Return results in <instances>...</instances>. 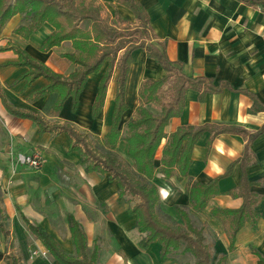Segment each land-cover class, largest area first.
I'll list each match as a JSON object with an SVG mask.
<instances>
[{
  "label": "crops",
  "instance_id": "0c3cea01",
  "mask_svg": "<svg viewBox=\"0 0 264 264\" xmlns=\"http://www.w3.org/2000/svg\"><path fill=\"white\" fill-rule=\"evenodd\" d=\"M98 1L112 18L118 14L125 21L137 23L132 10L116 0ZM137 1L144 7L149 26L156 36L152 42H165L169 59L181 63L187 75L210 77L215 84L225 81L234 89L255 94L264 104V12L260 7L239 0ZM26 23L24 15H15L2 31L0 47L16 45L64 77L79 69L66 58V54L74 52L69 42L48 52L40 50L54 30L50 24L45 23L25 40L15 30ZM131 56L124 122L133 116L139 104L138 92L143 80H159L166 74L144 49H136ZM17 60L18 54L14 50L0 51L1 205L14 234L0 251L17 257L21 264H60L48 253L42 241L27 229L22 214L33 225L43 227L52 235L65 253L76 256L68 223V216L72 215L85 232L89 250L98 245L101 264H174L173 261L161 263L158 242L147 249L140 246L142 235L136 217L128 213L131 203L119 199L117 181L110 180L108 174L86 170L82 154L70 150L72 139L66 132H40L35 121L11 114L4 103L5 100L13 108L41 116L49 124L69 125L82 133H91L93 129L103 138L111 129L118 72L115 71L109 81L104 106L94 118L93 105L108 63L89 76L77 103L70 96L59 110H54L49 94L41 97L36 94L49 83L44 77L28 87L26 81L14 84L27 71L26 67L10 64ZM252 105L250 96L238 90L224 88L219 93H207L200 101L199 92L188 89L182 115L172 118L165 131L170 134L182 125L214 123L242 127L254 133L264 126V111L253 112ZM151 109L158 111L155 106ZM211 137V133L205 132L198 140L189 171L193 180L204 184L223 175L232 163L237 162L248 142L244 136L221 133L212 139L208 148ZM10 147L25 154L39 150L46 162L40 170L18 165L14 172L8 155ZM251 151L259 160L247 167L248 179L254 182L252 191L261 197L255 206L259 219L256 227L250 222L245 223L236 236L232 251L223 220L211 211L241 207L242 198L227 194L240 183V163L235 164L230 175L221 178L220 194L210 199L200 212L190 207L184 191L187 178L165 180L158 174L154 180L165 214L177 215L175 206L186 208L193 222L206 225V236L214 244V258L227 255L225 264H264V259L260 258H264V133L253 140ZM116 152L130 160L126 141L119 142ZM161 154L162 148L156 156L157 166ZM178 220L181 221L180 217ZM0 264L6 262L0 258Z\"/></svg>",
  "mask_w": 264,
  "mask_h": 264
},
{
  "label": "trees",
  "instance_id": "16d2710c",
  "mask_svg": "<svg viewBox=\"0 0 264 264\" xmlns=\"http://www.w3.org/2000/svg\"><path fill=\"white\" fill-rule=\"evenodd\" d=\"M134 13L137 23L125 21L117 14L115 18L109 14L98 0H0V37L6 24L17 14L24 15L26 24L20 25L15 33L29 40L34 32L45 23L53 27V32L44 40L40 50L48 52L63 43H71L74 52L66 54L79 69L68 77L51 70L44 63L34 59L22 48L8 44L0 47V51L14 50L18 60L10 63L26 67L27 71L14 84L26 81V87L40 77L48 80V85L36 92L38 97L50 95L51 106L59 110L64 101L73 96L75 103L83 90L89 76L99 72L105 63L108 67L98 86V93L93 105V117L96 118L105 102L109 81L117 71V91L115 106L112 112L110 131L103 137L89 132L82 133L69 125L49 124L41 116L13 108L5 100L7 110L18 117L35 121L40 132H66L72 139L70 150L79 151L83 156L86 170L108 174L119 186V199L131 203L129 215L135 216L137 227L142 235L140 246L147 249L154 242L160 245V261H174L175 255L190 254L195 258L194 264H225L227 255L220 254L214 260V244L205 235L207 229L203 224L197 227L186 208L175 206L180 224L174 227L160 216L161 207L159 187L155 178L161 174L165 180L187 178L185 193L189 197L190 207L200 212L206 208L208 201L220 194L218 187L221 178L231 174L235 164L240 163L242 177L239 185L227 192L235 198H242L239 209H213L211 213L223 220L230 239L229 250L235 248L236 236L246 222L257 226L259 214L255 206L261 197L252 191L254 182L248 179L247 167L259 162L251 151V143L264 133V126L250 133L242 127L205 123L201 126L182 125L168 134L165 129L170 120L182 115L185 106V93L188 89L199 92V100L203 101L207 93H219L224 88L241 91L253 100L252 111H264V104L258 97L245 90L234 89L227 82L210 77H193L183 71L182 64L169 59L166 43L155 44L156 36L149 26V17L144 7L137 0H116ZM252 7H260L264 12V0H239ZM144 49L149 58L156 60L166 74L159 80L145 79L138 92V106L127 121L123 115L127 110L126 85L132 52ZM155 106L158 111H153ZM211 133L208 142L221 133H233L248 138L241 158L230 165L221 176L204 184L189 176L193 162L194 147L205 133ZM128 143V156L131 162L123 159L117 152L120 141ZM97 141L104 152H97ZM162 148L160 165H156L158 150ZM0 190V231L6 232L8 215L2 205ZM165 213V212H164ZM27 229L47 248L52 258L60 264H101L99 247L95 244L89 250L84 230L79 222L68 216L70 231L76 248V256H70L60 247L55 238L43 227L33 225L23 214ZM0 258L6 264H21L20 260L0 251ZM260 258L264 259L260 256Z\"/></svg>",
  "mask_w": 264,
  "mask_h": 264
},
{
  "label": "rangeland",
  "instance_id": "374dc122",
  "mask_svg": "<svg viewBox=\"0 0 264 264\" xmlns=\"http://www.w3.org/2000/svg\"><path fill=\"white\" fill-rule=\"evenodd\" d=\"M24 21L25 18H24ZM102 120V119H101ZM96 122V121H95ZM91 138H92V133L99 136L95 131H93L92 129V132L90 133V131H88ZM100 137V136H99ZM102 138V137H101ZM96 144V151L97 152H104V150H102V148L100 147L99 143L97 141H94ZM128 162H131L130 160H126ZM163 211V210H162ZM160 216L164 219V221L172 224L174 227H176L178 224H180L181 221L178 220L179 217H177V215H170V214H165L164 211L163 212H160ZM197 227H200V224H198L197 222H193ZM6 232H1L0 231V248L3 249L5 245L8 243V241L10 240V238L12 237V235H14L12 233V226L10 224V222L8 221L7 225H6ZM206 231H205V235H206ZM207 240L210 241L208 239V237L206 236ZM6 248V247H5ZM176 259L173 261L174 264H194L195 262V258L190 255V254H181V253H178L177 255H175ZM214 260H217V258H214Z\"/></svg>",
  "mask_w": 264,
  "mask_h": 264
},
{
  "label": "built area",
  "instance_id": "2783aa9c",
  "mask_svg": "<svg viewBox=\"0 0 264 264\" xmlns=\"http://www.w3.org/2000/svg\"><path fill=\"white\" fill-rule=\"evenodd\" d=\"M8 155L12 162V166L14 167V172L18 165L27 166L33 170H40L46 162V157L39 150L33 151L29 154H25L16 152L13 147H10Z\"/></svg>",
  "mask_w": 264,
  "mask_h": 264
}]
</instances>
